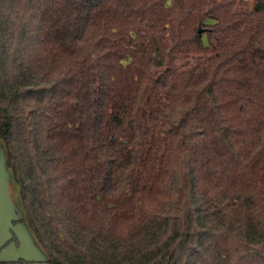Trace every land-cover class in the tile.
<instances>
[{"label": "trees", "instance_id": "trees-1", "mask_svg": "<svg viewBox=\"0 0 264 264\" xmlns=\"http://www.w3.org/2000/svg\"><path fill=\"white\" fill-rule=\"evenodd\" d=\"M0 138L47 264H264V0H0Z\"/></svg>", "mask_w": 264, "mask_h": 264}, {"label": "crops", "instance_id": "crops-1", "mask_svg": "<svg viewBox=\"0 0 264 264\" xmlns=\"http://www.w3.org/2000/svg\"><path fill=\"white\" fill-rule=\"evenodd\" d=\"M13 181L14 178L11 181V178L0 175V261L47 264L46 254L25 222L21 198L20 201L16 198Z\"/></svg>", "mask_w": 264, "mask_h": 264}, {"label": "rangeland", "instance_id": "rangeland-1", "mask_svg": "<svg viewBox=\"0 0 264 264\" xmlns=\"http://www.w3.org/2000/svg\"><path fill=\"white\" fill-rule=\"evenodd\" d=\"M253 8V0H220V10L222 13L249 12ZM0 175L13 180L10 168L7 165V154L4 142L0 138ZM13 190L18 201H20L19 186L12 182ZM21 203V201H20Z\"/></svg>", "mask_w": 264, "mask_h": 264}]
</instances>
